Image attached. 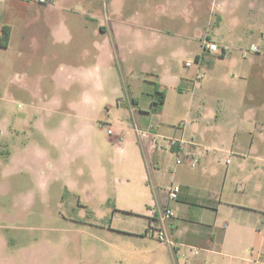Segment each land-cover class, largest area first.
I'll use <instances>...</instances> for the list:
<instances>
[{
	"label": "rangeland",
	"instance_id": "1",
	"mask_svg": "<svg viewBox=\"0 0 264 264\" xmlns=\"http://www.w3.org/2000/svg\"><path fill=\"white\" fill-rule=\"evenodd\" d=\"M109 2L105 5L104 0H94L89 17H82L79 7L70 12L49 11L50 19L56 21H47L50 27L43 25L42 35L24 37L15 32L9 47H0V225L12 224L5 219L4 212L30 209L32 213L26 220L18 218L13 221L14 225L21 227L20 231L3 230L7 239L27 242L53 235L56 240L77 239L91 244L92 233L99 240L92 243L97 246L93 257L95 261L106 262L102 258L107 250L112 258L108 264H156L148 261L140 247L136 249V254H131L132 249L118 241L109 246L102 245L100 240L104 242L105 234L100 230L91 232L89 228L80 226L82 234L80 230L53 234L44 229H73L68 221L69 212L78 198L84 206L100 210L98 218L102 220H93L96 224H109L121 232H143L147 226L145 220L138 216L126 213L113 215L111 207L118 195L120 204L126 207L142 203L132 191L133 186L127 182L129 175L137 178V173L131 170L126 175L124 169L127 164L115 154L107 134L109 126L120 130L131 122L128 110L122 105L123 101H130V96L140 95L154 82H162L167 95L163 110L165 123L177 124L193 118L201 107L203 97L213 93L223 99L232 100L235 97V102L244 97L247 99L245 105H248L250 91L247 84L242 87L241 71L234 63L231 66L229 61H221L218 74L224 68H229V71L220 74L217 80V71L214 74L210 70L199 72L193 54L183 49L175 51L182 47L180 38L171 39L175 41L171 45L166 39L158 38L154 32L145 29L151 25L147 0H123V12L122 0L113 5ZM233 10L244 20H226L221 24L229 40L236 41L234 35L243 36L242 44L232 45L239 49L255 46L259 54H264V15L261 13L259 17L256 14L258 8L250 6V0H241L233 6ZM29 12L35 14L28 9L26 16ZM107 12L111 19L116 20L110 23L114 35L105 31L102 37H94L101 33V27L109 25L105 16ZM119 12L123 16L120 17ZM139 14L144 17L141 21L138 20ZM64 15L83 19L85 25L74 18L67 21ZM21 17H24L22 10L14 7L1 19L16 26ZM253 18L260 20L255 22ZM213 22L205 23L212 33L219 26L216 19ZM65 24L73 33V38L67 34L62 38L50 36L51 30L62 31ZM232 36L234 39H231ZM194 44L192 52L200 48L199 44ZM99 45L103 46L98 50ZM234 57L246 64L256 59V55H244L239 50L235 51ZM189 61L194 64L192 68L185 66ZM69 72H77L76 80L69 79ZM104 72L107 77L101 81L99 73L103 75ZM178 87L181 91L176 89ZM208 104L210 110L218 109L216 103ZM60 105L61 110L53 115L47 111L48 108H60ZM39 125L43 126L44 132ZM75 138L78 140L76 147L73 146ZM79 151H82L81 154ZM247 151L242 149L241 153ZM237 152L228 157V166L219 167L220 174L215 179V185L223 188L224 174L229 167L231 173L226 191L242 188L245 176L254 175L256 169V175H261L264 182V166L257 168L250 161L241 163L242 158ZM123 192L130 197L122 195ZM43 193L48 196L44 197ZM106 197L110 199L109 206L105 202ZM49 209L53 212L52 218L41 214ZM63 216L67 220L64 221ZM175 230L170 234L176 245L173 250L177 252L183 240L179 241ZM110 235L122 238L121 235ZM150 236L156 238L155 234ZM205 237H211L210 231L205 233ZM207 238L202 241L206 243ZM193 252L196 255L187 252L189 257L184 252L189 264H256V260L264 263V249L262 257L254 253L253 263L219 258L197 248Z\"/></svg>",
	"mask_w": 264,
	"mask_h": 264
},
{
	"label": "crops",
	"instance_id": "2",
	"mask_svg": "<svg viewBox=\"0 0 264 264\" xmlns=\"http://www.w3.org/2000/svg\"><path fill=\"white\" fill-rule=\"evenodd\" d=\"M93 1L55 0L51 4H41L38 0H0V42L5 35L4 32L9 33V42L6 48L9 47L15 32H19L20 36L23 34L24 37L42 35L44 33L41 31L44 28L43 25L49 26L47 21H56L54 18L50 19L49 11L70 12L74 11L75 7H79L81 16L89 17ZM104 1L107 5L108 0ZM109 1L111 5L117 3V0ZM239 2L241 0H147L151 25L144 28L154 32L158 38L166 39L167 43L171 45L175 43L171 39L180 38L182 47L176 48L175 51L183 49L189 54H193L199 72L204 71L205 73L206 70L207 72L210 70L214 74L217 71V80L220 74H227L229 71V68H224L223 72L218 74L221 69V61H229L231 66L234 63V66L241 71L239 77L243 82L242 87L248 85L250 104L245 105L247 99L244 97L238 98V101L235 102V97L232 100L223 99L212 93L211 96L203 97L200 102L201 107L199 106L191 120L185 123L170 124L165 123L166 117L163 111L167 95L160 113L154 112L151 108L155 86L158 85L159 90L165 92L166 87L162 82H154L140 95L130 96L129 102H122L129 112V121L131 122L119 128L120 130L114 129L113 126L112 128L117 135L121 134L125 137V142L120 144L117 137L110 136L108 141L115 154L121 158L123 163L127 164L124 169L126 175H129L131 170L137 173V178L129 175L130 179H127V182L129 181V184L133 186L132 191L136 197L142 200V203L130 204L126 207L120 204L118 195V199L111 207L113 215L126 213L143 218L147 225L143 232H121L113 228L112 225L94 223L93 220L101 219V217L98 218L100 210L84 206L80 198L74 201L73 209L69 212L68 221L73 229L45 228V231L53 234H68L74 230H80L79 233L82 234L81 228H78L80 226L84 229H86L85 227L89 228L91 232L94 229L98 232L100 230L105 234L104 242L103 239L100 240L102 245L109 246L118 241L126 247H130L131 254H136V249L140 247V251L149 259L148 261H154L156 264H169L168 260H170V264H189L184 252L188 257V251L192 255H196L193 252L196 248L203 250L208 255L249 263L254 262L252 260L254 253L257 252L258 257L263 256L264 182L261 175L260 177L258 174L256 175L257 169L254 175L245 176L242 188L226 191V182L231 173L227 167L223 188L215 185L216 176L220 174L219 167L224 164L228 166L230 164L228 157L235 151H238V156L242 158L241 163L246 164L247 161H250L257 168L259 165L264 166V54H259V50L255 46L250 49H239L232 45L233 43L242 44L243 36L234 35L237 40L233 42L229 40V35L224 33L221 26L226 20L237 22L244 20L239 18L236 10H233V6H237ZM121 3H123L121 5L123 12L125 6L123 0ZM252 5L258 8L256 14L259 17L261 13L264 15V0H250V6ZM14 7H19V10L24 13V17H21L20 23L16 26L1 19L3 15L11 13ZM28 9L35 11V14L29 12L26 16ZM122 12H119L120 17L123 16ZM105 16L109 25L101 27V33L98 32L96 36L93 35L94 37H102L105 31L114 35V29L110 23L112 20H116L111 19L108 12ZM64 18L67 21L74 18L80 23L83 22V19L78 20L75 16L64 15ZM135 18L137 19V17ZM143 19V15L139 14L138 20ZM215 19L219 26L212 33L205 23L209 24ZM259 20L253 18L255 22ZM85 22L82 24L85 25ZM4 28H6L5 31ZM56 31L55 29L50 31L52 38L55 36L57 38L66 37V34L73 38V33L69 31L66 24L62 31ZM262 34L264 35V32ZM115 37L117 36L115 35ZM234 37L232 36L231 39ZM208 42L218 44L221 47L220 52H210L206 48ZM194 43L199 44L200 48L192 52ZM100 45L98 50L103 46L100 47ZM225 48L230 49L228 54L224 52ZM254 48H257L256 52L253 50ZM237 50L244 55H256V59L248 64L240 63L234 57ZM187 63H190L191 66L188 67ZM187 63L185 64L187 68L194 66L190 61ZM103 75L99 73V80L103 81L102 79L107 77V73L104 72ZM68 76L69 79L75 80L78 77L77 72H69ZM203 77L204 75L201 76V78ZM176 89L181 91L180 87ZM257 101L260 102L257 103ZM208 102L216 103L218 109L210 110ZM252 102L255 104H251ZM60 110L61 105L60 108L47 109L52 115ZM136 122L144 129L150 123H155L158 127L155 131L154 140L156 139V141L140 140L133 130ZM39 127L44 132L43 126L39 125ZM130 132L134 135L129 134ZM170 137L184 139L191 145L199 157V164L196 168L190 167L187 160L182 165L177 164L176 155L169 150L164 141ZM73 143V146L76 147L77 138ZM242 149L248 151L244 154L241 153ZM81 152L79 151V154ZM205 180L206 183H204ZM170 186H179L181 189L176 201L168 199L167 190ZM121 194L128 195L125 192ZM43 195L44 197L48 196L46 193ZM89 196L91 197L90 194ZM128 196L130 197V195ZM105 202L107 206L111 203L108 197L105 198ZM167 207L173 209L176 214V219L173 221L174 229H176L175 235L180 238V242L183 240L179 244L177 252L150 236V229H157L160 226L162 211ZM31 213L30 209H24L15 213L4 212V217L13 224V221L18 218L22 221L26 220L28 214ZM41 214L52 218L53 212L49 209ZM63 220L65 221L67 218L63 216ZM12 224L0 225V264H108V260L112 259L110 252L105 250L103 252L105 257L102 260H106V262L93 260L97 246L92 243L99 240L97 236H92V233L90 235L93 238L91 244L77 239L56 240L53 235L51 238L43 237L40 240L32 239L26 242L25 240L7 239L4 236L3 230H21V227L17 226L18 224ZM208 231L211 233L209 238L205 237V233ZM110 234L121 235L122 238ZM206 238L208 240L205 243L202 239ZM88 247L90 248L88 249ZM120 259L119 261L122 262ZM255 263L264 264L258 260Z\"/></svg>",
	"mask_w": 264,
	"mask_h": 264
},
{
	"label": "built area",
	"instance_id": "3",
	"mask_svg": "<svg viewBox=\"0 0 264 264\" xmlns=\"http://www.w3.org/2000/svg\"><path fill=\"white\" fill-rule=\"evenodd\" d=\"M55 0H38L41 4H51ZM206 48L213 53L220 52L221 47L212 42H208ZM226 54L230 52L229 48L223 49ZM255 52L257 48L253 49ZM187 66H191L190 63H187ZM157 125L155 123H150L146 129L142 128L140 124L137 122L134 123L133 130L137 134L140 140H154L156 137ZM107 134L110 137H117V141L122 144L125 142V137L121 134L117 135L116 131H114L110 126L107 128ZM156 141V139L154 140ZM167 147L171 152H173L177 157V164L182 165L187 160L190 167L196 168L199 164V157L196 152L191 148V145L184 139L170 137L164 139ZM179 186H170L167 190L168 199L170 201H176L180 194ZM176 219V214L173 209L167 207L162 211L161 215V223L160 226L155 229L151 228V234H155L156 238L171 247V249H176L175 241L173 236H171L170 232L174 229L173 221ZM178 249V248H177Z\"/></svg>",
	"mask_w": 264,
	"mask_h": 264
},
{
	"label": "trees",
	"instance_id": "4",
	"mask_svg": "<svg viewBox=\"0 0 264 264\" xmlns=\"http://www.w3.org/2000/svg\"><path fill=\"white\" fill-rule=\"evenodd\" d=\"M6 28H4L5 31ZM5 35L2 38L0 44L2 47L6 48L9 42V33L4 32ZM166 100V94L164 91L159 90V86L156 85L153 93V101L151 104V108L154 112L160 113L162 111L163 105Z\"/></svg>",
	"mask_w": 264,
	"mask_h": 264
}]
</instances>
